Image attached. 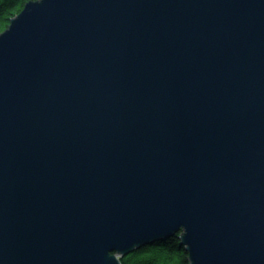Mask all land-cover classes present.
Returning <instances> with one entry per match:
<instances>
[{"label":"water","instance_id":"95a60500","mask_svg":"<svg viewBox=\"0 0 264 264\" xmlns=\"http://www.w3.org/2000/svg\"><path fill=\"white\" fill-rule=\"evenodd\" d=\"M264 264V0H36L0 34V264Z\"/></svg>","mask_w":264,"mask_h":264},{"label":"trees","instance_id":"16d2710c","mask_svg":"<svg viewBox=\"0 0 264 264\" xmlns=\"http://www.w3.org/2000/svg\"><path fill=\"white\" fill-rule=\"evenodd\" d=\"M36 0H0V34L18 15L26 3ZM179 234L149 246L141 247L120 259L121 264H189L188 254L181 246Z\"/></svg>","mask_w":264,"mask_h":264},{"label":"bare ground","instance_id":"6f19581e","mask_svg":"<svg viewBox=\"0 0 264 264\" xmlns=\"http://www.w3.org/2000/svg\"><path fill=\"white\" fill-rule=\"evenodd\" d=\"M23 10V9H22ZM8 28V27H7ZM165 241V240H164ZM149 246V245H148ZM182 246V245H181Z\"/></svg>","mask_w":264,"mask_h":264}]
</instances>
